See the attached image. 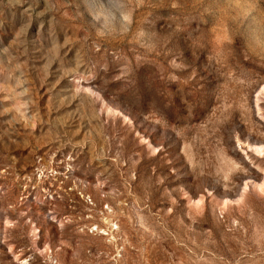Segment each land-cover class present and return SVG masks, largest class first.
Here are the masks:
<instances>
[{"label":"rangeland","instance_id":"1","mask_svg":"<svg viewBox=\"0 0 264 264\" xmlns=\"http://www.w3.org/2000/svg\"><path fill=\"white\" fill-rule=\"evenodd\" d=\"M0 264H264V0H0Z\"/></svg>","mask_w":264,"mask_h":264}]
</instances>
